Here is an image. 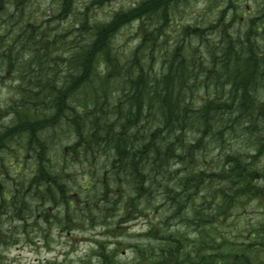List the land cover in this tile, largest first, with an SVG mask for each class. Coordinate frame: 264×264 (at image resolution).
Listing matches in <instances>:
<instances>
[{"label": "trees", "instance_id": "obj_1", "mask_svg": "<svg viewBox=\"0 0 264 264\" xmlns=\"http://www.w3.org/2000/svg\"><path fill=\"white\" fill-rule=\"evenodd\" d=\"M7 2L0 0V14ZM13 2L19 7L29 0ZM76 2L50 0V11L29 17L22 34L28 42L25 47L36 49L40 77L30 82L38 91L25 93L27 102L41 114L30 131L50 136L44 130L55 127L79 133L85 121L69 115L76 111L69 99L87 88L92 101L87 123L93 129L88 146L101 155L110 152L112 158L99 166L98 173L90 168L77 176L64 174L45 166V161L55 159L48 155L49 145L38 136L29 139L30 149L34 142L40 149V162L32 166L39 182L34 183L33 176L26 186L18 184L24 190L15 197L13 210L21 209L26 189L40 197V208L46 204L58 209L63 203L65 213L90 225L110 218L108 209L132 211L137 216L136 211L143 208L158 214V225L167 227L162 233L185 243L183 249L176 247L168 253L171 264H181V253L183 264H236L240 253L225 235L223 221L230 205L242 201L240 196L264 195V186L259 185V179H264V34L252 21L243 38L240 29L233 37L229 28L236 23L243 26L244 20L234 16L225 23L227 8L207 27L189 24L173 29L174 16L168 15L167 8L173 0H152L149 10L165 8L168 36L159 44L155 33L149 34L143 48L137 44L123 64L113 59L115 67L110 68L105 53L100 52L102 37L99 45L90 39L88 47L79 46V30L84 25L73 27ZM222 2L213 0L217 6ZM232 5L233 1L228 3L229 8ZM192 38L199 43L192 44ZM97 54L99 63L105 65L98 93L86 76ZM113 55H120L119 46ZM156 65L161 71L166 67V72L154 81ZM62 72L72 85L61 92L52 81ZM68 151L65 145L64 153ZM29 160L30 153L16 159L19 165ZM64 180H75L79 190L69 196ZM83 194L81 202L71 199ZM48 210L41 212L48 215ZM189 229L202 237L198 244L187 235ZM136 247L145 258L148 247ZM97 264L115 261L103 256Z\"/></svg>", "mask_w": 264, "mask_h": 264}, {"label": "clouds", "instance_id": "obj_2", "mask_svg": "<svg viewBox=\"0 0 264 264\" xmlns=\"http://www.w3.org/2000/svg\"><path fill=\"white\" fill-rule=\"evenodd\" d=\"M152 0H77L73 6V15L75 21L73 27L84 25L79 30L78 39L80 47H88L89 40L99 45L100 38L104 40L100 52H104L106 59L109 61V67H115L112 63L123 64L124 60L131 54L132 49L137 44L144 47L143 41L149 34L155 33L158 37L157 43L162 44L168 36L167 26L165 25V8L160 7L155 11H151L150 5ZM229 0H223L222 3H213V0H173L171 5H167L168 15L174 16V22L171 25L176 29L179 25H193L207 27L214 23L222 8H227L225 23L232 20L233 17H244L243 26L239 23L229 28V32L233 37L237 35L236 29H240L241 38L246 27H251V22L255 21V26L264 34V0H233L234 6L228 7ZM50 0H29L27 4H21L19 7L16 2L9 0L5 5V11L0 14V181L14 190L18 186V182L24 180L27 183L31 175H35L32 166L39 163L38 153L39 147L33 143L31 149L28 140L38 136L39 139L49 145V156L55 157L51 162L45 161V166L53 167L57 172L64 174H73L77 176L90 168L99 171L100 165H107L111 160V153L105 151L103 155L99 154L94 147L88 146V137L93 130L91 125L87 123L89 104L92 103L90 93L87 88L79 95L74 94L69 103L72 104L76 111L69 115H75L83 118L85 123L82 124L79 133L72 128H51L45 129V132H51L50 136L30 131V126L34 121L41 118V114L37 109L27 102L25 93L31 91L33 94L38 91L34 83H30L36 79H40L38 75V67L35 63L36 49L31 46L25 47L28 43L22 35L29 17L37 16L42 12L50 11ZM178 13V14H177ZM46 18V17H45ZM122 21H124L122 23ZM162 26H164V35H160ZM63 27V26H61ZM192 44H198L199 40L192 38ZM119 46L120 55L114 57L116 47ZM139 51V50H137ZM105 65L99 63V54L94 60L92 72L87 73L90 86L99 92L104 80ZM166 72L160 66L153 68V77L160 80ZM58 91L68 89L72 82L68 79L66 73H61L59 78L52 81ZM116 131H119L117 128ZM65 145L69 146L67 154L64 153ZM74 149V150H73ZM31 154V160L26 161L29 167L23 174L17 173V165L13 163L14 159H20L26 154ZM95 160V164L93 161ZM78 161V163L76 162ZM69 188L68 195L72 191L79 190L75 180L62 181ZM55 191V189H54ZM33 208L31 219H35L36 205L40 203L38 199H33L31 195L24 197ZM56 199H60L59 192H56ZM47 205L38 209L43 211ZM83 206L81 205V208ZM59 214L63 226L65 216L64 204L56 209ZM75 212L76 209H71ZM189 217L193 215L188 213ZM261 224L264 225V210L261 211ZM31 222V221H30ZM52 227L41 219L36 227H29L25 232L20 222L13 221L17 230L15 232L8 231L12 226L8 223L4 225L5 241L7 245H12L15 240L20 243L14 247H6L4 243H0V264H22L23 257L16 251L27 240L35 241V245L39 248L44 244L42 236L45 232L50 231L51 236H56V221L53 220ZM184 230V229H181ZM175 231V229H171ZM87 233L73 232V236H79ZM187 235L193 238V243L198 244L202 238L198 235V231L188 230ZM108 239H111L109 237ZM118 240L124 241V244H136L134 238L128 236H119ZM230 239L235 240L236 250L240 256L236 260V264H264V227H256L254 224H248L242 228H238L232 232ZM56 245H53L55 247ZM93 247H95L93 245ZM49 255V254H45ZM79 256L88 264H97V257H86L83 253H75L69 259L75 260ZM54 258V255H49ZM128 257H118L120 260L131 259ZM155 258H160L159 248L155 249ZM139 259V257H137ZM153 257H150V260ZM79 264V262H77Z\"/></svg>", "mask_w": 264, "mask_h": 264}, {"label": "rangeland", "instance_id": "obj_3", "mask_svg": "<svg viewBox=\"0 0 264 264\" xmlns=\"http://www.w3.org/2000/svg\"><path fill=\"white\" fill-rule=\"evenodd\" d=\"M231 1L233 0H229V4L231 3ZM232 6H234V4ZM240 18L241 21L244 20L243 16L238 18L236 17L235 20H239ZM231 23L234 24V22L232 21ZM15 164L18 167V164L17 163ZM261 164L262 165L264 164V157L261 159ZM28 167L29 166L27 165H22L21 167L22 169H20V171H18L17 173L23 174ZM80 181H81L80 179L77 180L78 183ZM21 182L22 180L19 181L18 184ZM259 184L263 186L264 179L261 180L259 179ZM16 192H18V194ZM19 194H20L19 185L16 186L14 190H12L6 185V183L2 181V185L0 186V199L4 195L9 197L11 202H13L12 205L13 207L16 202L15 197L20 196ZM84 196H85L84 194L81 197L72 196L71 199L73 200L75 199L81 202L83 200L82 197ZM25 202H27L26 205L32 207V205H30L27 200H25ZM247 204L249 205L247 211L246 209L244 211L238 210L242 212L238 213L237 216L245 212H248L246 218L249 219L251 217L250 214L252 212V216L256 220H258V218L261 217V214H259L258 212L262 209V207H258L259 201L257 199H253L250 203L248 201ZM127 205L128 204H126V206ZM41 206H42V202L40 201V203L37 204L35 207L37 208L39 207L40 209ZM51 206L52 205H47V208L49 209L47 211L48 215L42 214L43 217H48L49 213H52V211H54ZM21 213H22L21 217H23L25 212L21 210ZM136 213L139 216L138 218L127 219L126 218L127 215L129 217L133 216L132 211H129L127 213L126 210L109 212V215L111 217L106 219V222L110 225L109 229L99 225L97 227H92V228L90 226H85L82 229L74 228L71 229L70 232H62V228L58 224H56L57 227L56 236L52 237L51 232L48 231L46 234H44L43 237L44 244L41 245L39 248H37L36 245L34 244L35 241L30 243L31 239H29L26 241L25 244L21 245L20 248L16 249V251L20 254L21 257H23L22 264H77V262H79V264H85L86 261L79 256H77L75 260L69 259V257L73 256V254L78 252L83 253V255L86 257L96 256V254H94L95 251L98 252L99 254L97 259H102L104 253L105 256H108L109 258L114 260L115 264H155L157 262L159 263V261H162V259L167 260L169 257L168 253L171 251V249H174L176 247H181L182 249L184 248L185 243L183 241L178 240L176 237L170 239L168 235H165L162 232H158L154 234L153 237L150 239L148 235L152 234L153 231H155V228L153 226L160 222L159 219L155 216L156 213L154 214L153 212H150V210L147 211L143 208H139V211H136ZM43 217L42 219L44 220ZM72 218L75 219V222L77 221L76 217H71L70 219L72 220ZM70 219H66V220L69 221ZM235 219L236 218L234 217L233 219H231V221ZM246 220H244V222H240L241 228L245 226L244 223ZM11 227L9 228V230L11 229ZM73 232H80L87 234L73 236ZM224 233L226 235V230H224ZM3 234H4L3 240H5V232ZM119 236H128L130 238H134L136 241H138V243L125 245L124 241L117 239V237ZM109 237H111V239H108ZM162 239L164 240V242L160 243ZM95 241L98 243L100 242L103 243L104 245L103 248L96 247ZM172 241H177L178 244L173 245ZM3 243L5 244L6 247L8 246L14 247L15 244H18L20 242L17 239L14 241L12 245H7L6 241ZM137 244H142L147 247H149L150 245L152 247H156L155 249L159 248L160 258H155V249L153 251L154 253L152 254L153 259L147 260L141 258L137 251L138 250L136 247ZM53 245L56 246L53 247ZM93 245L95 247H93ZM114 250L115 252L113 253ZM45 254L54 255V258L50 259L49 255H45ZM129 254H131L132 256L131 259H124V260L118 259V257H128ZM0 255H2V253H0ZM137 257H139V259H137ZM172 259L174 260L175 257L173 256ZM171 262L166 261L164 263L170 264Z\"/></svg>", "mask_w": 264, "mask_h": 264}, {"label": "flooded vegetation", "instance_id": "obj_4", "mask_svg": "<svg viewBox=\"0 0 264 264\" xmlns=\"http://www.w3.org/2000/svg\"><path fill=\"white\" fill-rule=\"evenodd\" d=\"M37 216H38V218H40V217H41V213L38 212V213H37ZM31 220H32L33 223H35V221H36L37 223H39V220H36V219H34V220L31 219ZM47 222L50 223L51 221H47ZM29 227H31V226H29ZM35 227H36V226H35ZM23 228H24V227H23ZM28 229H29V228H24L25 232H27ZM16 230H17V229H15L14 231H16ZM151 252H152V254L154 253L153 250H152Z\"/></svg>", "mask_w": 264, "mask_h": 264}]
</instances>
